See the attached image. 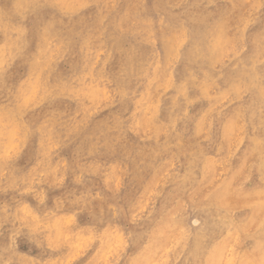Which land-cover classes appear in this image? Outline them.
<instances>
[{
	"label": "rangeland",
	"instance_id": "obj_1",
	"mask_svg": "<svg viewBox=\"0 0 264 264\" xmlns=\"http://www.w3.org/2000/svg\"><path fill=\"white\" fill-rule=\"evenodd\" d=\"M128 1L0 0V264H264V0Z\"/></svg>",
	"mask_w": 264,
	"mask_h": 264
},
{
	"label": "bare ground",
	"instance_id": "obj_2",
	"mask_svg": "<svg viewBox=\"0 0 264 264\" xmlns=\"http://www.w3.org/2000/svg\"><path fill=\"white\" fill-rule=\"evenodd\" d=\"M30 1H31V0H30ZM35 1H36V0H35ZM37 1H38V0H37ZM129 1H130V0H129ZM129 1H128V2H129ZM179 1H180V0H179ZM183 1H185V0H183ZM257 1H258V0H257ZM143 2H144V1H143ZM151 2H152V1H151ZM170 2H171V1H170ZM205 2H206V1H205ZM254 2H255V1H254ZM118 3H119V2H118ZM34 4H35V2H34ZM141 4H142V3H141ZM173 4H174V3H173ZM173 4H172V5H173ZM181 4H182V1H181ZM181 4H180V5H181ZM183 4H184V3H183ZM262 4H263V3H262ZM30 5H31V3H30ZM113 5H114V1H113ZM123 5H124V4H123ZM129 5H130V4H129ZM214 5H215V4H214ZM251 5H252V4H251ZM91 6H92V5H91ZM109 6H110V5H109ZM109 6H108V7H109ZM139 6H140V5H139ZM211 6H213V5H211ZM246 6H247V5H246ZM21 7H22V6H21ZM113 7H114V6H113ZM128 7H129V6H128ZM178 7H179V6H178ZM202 7H203V6H202ZM249 7H250V6H249ZM87 8H88V7H87ZM115 8H116V7H115ZM138 8H139V7H138ZM171 8H172V7H170V9H171ZM174 8H175V7H174ZM211 8H212V7H211ZM254 8H255V7H254ZM256 8H257V7H256ZM89 9H90V8H89ZM122 9H123V8H122ZM135 9H136V8H135ZM139 9H140V8H139ZM145 9H146V8H145ZM148 9H149V8H148ZM177 9H178V8H177ZM251 9H252V8H251ZM80 10H81V9H80ZM87 10H88V9H87ZM87 10H86V11H87ZM128 10H129V9H128ZM82 11H85V10H82ZM86 11H85V12H86ZM109 11H110V10H109ZM201 11H202V10H201ZM25 12H26V11H25ZM79 12H80V11H79ZM150 12H151V11H150ZM242 12H243V11H242ZM249 12H250V11H249ZM251 12H252V11H251ZM69 13H71V12H69ZM80 13H81V12H80ZM129 13H130V12H129ZM133 13H134V10H133ZM155 13H156V12H155ZM182 13H183V12H182ZM0 14H1V13H0ZM81 14H82V13H81ZM84 14H85V13H84ZM244 14H245V13L241 14V16L244 15ZM251 14H252V13H251ZM85 15H86V14H85ZM157 15H158V14H157ZM252 15H253V14H252ZM252 15H251V16H252ZM73 16H74V15H73ZM75 16H76V15H75ZM129 16H130V15H129ZM134 16H135V15H134ZM190 16H191V15H190ZM251 16H250V17H251ZM261 16H262V15H261ZM76 17H77V16H76ZM91 17H92V16H91ZM1 18H2V17H1ZM110 18H111V17H110ZM133 18H134V17H133ZM157 18H159V17H157ZM76 19L78 20V18H76ZM183 19H184V18H183ZM241 19H242V18H241ZM241 19H240V20H241ZM244 19H245V18H244ZM126 20H127V19H126ZM129 20H130V19H129ZM240 20H239V21H240ZM105 21H106V20H105ZM186 21H187V20H186ZM186 21H185V22H186ZM2 22H3V21H2ZM127 22H128V20H127ZM234 22H235V21H234ZM234 22H233V23H234ZM236 22H237V21H236ZM108 23H109V22H108ZM186 23H187V22H186ZM189 23H190V22H189ZM257 23H258V22H257ZM77 24H79V22H78ZM134 24H135V23H134ZM228 24H229V23H228ZM137 25H138V23H137ZM143 25H144V24H143ZM156 25H157V24H156ZM195 25H196V24H195ZM234 25H235V24H234ZM97 26H98V25H97ZM108 26H109V25H108ZM130 26H131V25H130ZM140 26H141V25H140ZM135 27H136V26H135ZM137 27H138V26H137ZM237 27H238V26H237ZM257 27H258V26H257ZM229 28H230V26H229ZM233 28H234V27H233ZM233 28H232V29H233ZM252 29H253V28H252ZM259 29H260V28H259ZM158 31H160V30H158ZM166 32H167V31H166ZM169 32H170V31H169ZM230 34H231V33H230ZM245 35H246V34H245ZM100 36H101V35H100ZM230 36H231V35H230ZM137 37H138V36H137ZM100 39H101V38H100ZM102 39H103V38H102ZM97 42H98V41H97ZM97 42H96V44H97ZM237 42H238V41H237ZM94 43H95V42H94ZM108 45H109V44H108ZM240 45H241V44H240ZM59 46H60V45H59ZM57 47H58V45H57ZM184 47H185V46H183V48H184ZM236 47H237V46H236ZM247 47H248V46H247ZM234 49H235V48H234ZM234 49L232 48L231 51L234 50ZM180 50H181V49H180ZM263 50H264V49H263ZM102 51H103V50H102ZM52 52H53V51H52ZM185 54H186V53H185ZM181 55H182V54H181ZM228 55H229V54H228ZM100 56H101V55H100ZM55 58H56V57H55ZM184 59H187L186 56H185ZM226 60H227V59H226ZM181 62H182V61H181ZM249 62H250V61H249ZM189 63H190V62H189ZM193 63H194V62H193ZM199 63H200V61H199ZM195 64H197V63H195ZM247 65H248V64H247ZM249 65H250V64H249ZM199 66H200V65H199ZM206 66H207V65H206ZM259 66H260V65H259ZM196 68H197V67H196ZM203 68H204V67H203ZM177 69H178V68H177ZM175 70H176V69H175ZM197 70H198V69H197ZM263 70H264V69H263ZM263 70H262V71H263ZM185 71H186V70H185ZM197 72H198V71H197ZM263 73H264V72H263ZM198 76H199V75H198ZM202 76H203V75H202ZM79 78H80V77H79ZM207 79H208V78H207ZM190 80H191V79H190ZM80 81H81V80H80ZM187 82H188V81H187ZM196 82H197V81H196ZM154 84H155V83H154ZM263 84H264V83H263ZM73 85H74V84H73ZM173 88H174V87H173ZM173 88H172V89H173ZM254 89H255V88H254ZM169 91H170V90H169ZM254 92H255V91H254ZM171 93H172V92H171ZM168 95H169V94H168ZM247 97H248V96H247ZM179 98H180V97H179ZM190 98H191V97H190ZM245 99H246V98H245ZM180 100H181V99H180ZM176 101H177V100H176ZM178 101H179V100H178ZM241 101H242V100H241ZM244 101H245V100H244ZM169 102H170V101H169ZM198 102H199V101H198ZM236 102H237V101H236ZM163 106H164V105H163ZM161 107H162V106H161ZM180 107H181V105H180ZM187 107H188V106H187ZM190 107H191V106H190ZM190 107H189V108H190ZM160 110H161V109H160ZM162 110H163V109H162ZM174 110H175V109H174ZM251 110H253V109H251ZM167 111H168V110H167ZM160 112H161V111H160ZM174 114H175V113H174ZM247 114H248V113H247ZM165 115H166V114H165ZM171 116H172V115H171ZM173 116H174V115H173ZM185 116H186V115H185ZM248 116H249V115H248ZM167 117H168V116H167ZM187 119H188V118H187ZM196 120H197V119H196ZM206 120H207V119H206ZM245 120H246V119H245ZM256 120H257V119H256ZM167 121H168V120H167ZM257 121H258V120H257ZM259 121H260V120H259ZM195 122H196V121H195ZM254 122H255V121H254ZM259 124H260V123H259ZM211 125H212V124H211ZM247 125H248V124H247ZM253 125H254V124H253ZM176 126H177V125H176ZM182 126H183V125H182ZM194 126H195V125H194ZM198 126H199V125H198ZM198 126H197V127H198ZM221 127H222V125H221ZM193 128H194V127H193ZM251 128H252V127H251ZM262 128L264 129V127H262ZM194 130H197V129H194ZM255 130H256V129H255ZM255 130H254V131H255ZM205 131H206V130H205ZM211 131H212V130H211ZM162 132H163V131H162ZM205 133H206V132H205ZM220 134H221V133H220ZM259 134H260V133H259ZM229 135H230V132H229ZM238 135H240V134H238ZM187 136H188V135H187ZM252 136H253V135H252ZM257 137H258V136H257ZM245 138H246V137H245ZM223 140H224V139H223ZM246 140H247V139H246ZM262 140H263V139H262ZM211 141H212V138H211ZM183 142H184V141H183ZM186 143H188V142H186ZM214 143H215V142H214ZM243 144H244V143H243ZM243 146H244V145H243ZM206 147H208V146H206ZM175 149H177V148H175ZM238 149H239V148H238ZM189 150H190V149H189ZM189 150H188V151H189ZM166 152H167V151H166ZM169 152H170V151H169ZM176 152H177V151H176ZM178 152H179V151H178ZM212 152L214 153V151H212ZM170 153H171V152H170ZM170 153H169V154H170ZM215 153H216V152H215ZM167 154H168V153H167ZM205 154H206V153H205ZM186 155H187V154H186ZM209 155H211V154H209ZM211 156H212V155H211ZM186 157H187V156H186ZM233 157H234V156H233ZM240 157H241V156H240ZM134 159H135V158H134ZM193 159H194V158H193ZM201 159H202V158H201ZM201 159H200V160H201ZM168 160H169V159H168ZM185 160H186V159H185ZM191 160H192V159H191ZM196 160H197V159H196ZM196 160H195V161H196ZM248 160H249V159H248ZM248 160H247V161H248ZM196 162H197V161H196ZM207 162H208V161H207ZM200 163H201V161H200ZM246 163H247V162H246ZM248 163H249V162H248ZM190 164H191V163H190ZM185 165H186V164H185ZM239 165H240V164H239ZM241 165H242V164H241ZM144 166H145V165H144ZM246 166H247V165H246ZM184 168H186V167H184ZM187 168H188V167H187ZM197 168H199V167H197ZM254 168H255V166H254ZM199 169H200V168H199ZM206 169H207V168H206ZM235 169H236V168H235ZM210 170H211V169H210ZM141 171H142V170H141ZM198 171H199V170H198ZM195 172H196V171H195ZM252 172H254V171H252ZM142 173H143V172H142ZM196 173H197V172H196ZM232 173H233V172H232ZM181 174H182V173H181ZM196 175H197V174H196ZM206 175H207V174L205 173V176H206ZM227 177H228V176H227ZM204 179H205V178H204ZM228 179H229V178H228ZM202 182H203V181H202ZM202 182H201V183H202ZM201 183H200V184H201ZM195 184H196V183H195ZM195 184H194V185H195ZM167 187H168V186H167ZM165 188H166V187H165ZM191 189H192V187H191ZM201 190H202V189H201ZM180 191L182 192V190H180ZM189 191H190V190H189ZM169 192H170V191H169ZM200 192H201V191H200ZM190 193H191V192H190ZM190 193H189V194H190ZM182 194H183V193H182ZM164 195H165V197H166V194H164ZM180 195H181V194H180ZM210 196H211V195H210ZM196 197H197V196H196ZM219 198H220V197H219ZM162 199H163V198H162ZM174 199H175V198H174ZM166 200H167V199H166ZM120 201H121V200H120ZM159 201H160V200H159ZM213 202H216V201H213ZM94 203H95V202H94ZM120 203H121V202H120ZM190 203H191V202H190ZM187 204H188V203H187ZM173 205H174V204H173ZM94 207H96V206H94ZM125 207H126V206H125ZM173 207H174V206H173ZM168 208H169V207H168ZM158 209H159V208H158ZM104 210H105V209H104ZM160 211H161V210H160ZM114 212H115V211H114ZM177 212H178V210H177ZM105 213H106V212H105ZM178 215H179V214H178ZM178 215H177V216H178ZM192 215H193V214H192ZM116 216H117V215H116ZM116 216H115V217H116ZM160 216H161V215H160ZM120 217H121V216H120ZM154 217H155V216H154ZM192 217H193V216H192ZM118 218H119V216H118ZM153 219H154V218H153ZM159 219H160V218H159ZM162 219H163V218H162ZM195 219H198V218H195ZM163 220H164V219H163ZM163 220H162V221H163ZM165 220L167 221V219H165ZM190 220H191V219H190ZM115 221H116V219H115ZM116 222H118V221H116ZM122 222H123V221H122ZM189 222H190V221H189ZM194 222H195V221H194ZM194 222H193V223H194ZM198 223H199V222H198ZM116 224H117V223H116ZM158 224H159V223H158ZM173 224H174V223H173ZM194 224H195V223H194ZM174 225H175V224H174ZM190 225H191V224H190ZM111 226H112V225H111ZM162 226H163V225H162ZM176 226H177V225H176ZM193 226H194V225H192V227H193ZM122 227H123V226H122ZM163 227H164V226H163ZM165 227L167 228L166 225H165ZM168 227H169V224H168ZM177 227H178V226H177ZM169 228H170V227H169ZM169 228H168V229H169ZM172 228H173V227H172ZM224 228H225V227H224ZM156 229H157V228H156ZM159 229H160V228H159ZM162 229H164V228H162ZM175 229H176V228H175ZM169 230H170V229H169ZM173 230H174V228H173ZM136 231H137V229H136ZM163 231H164V230H163ZM179 231H180V230H179ZM179 231H178V232H179ZM215 231H216V230H215ZM178 232H177V233H178ZM218 232H219V231H218ZM166 233H167V232H166ZM169 233H170V232H169ZM122 234H123V232H122ZM178 234H179V233H178ZM217 234H218V233H217ZM96 235H97V234H96ZM175 235H176V234H175ZM117 236H118V234H117ZM176 236H177V235H176ZM176 236H175V237H176ZM15 237H16V236H15ZM5 238H6V237H5ZM5 238H4V239H5ZM17 239H18V238H17ZM118 239H119V238H118ZM173 239H174V238H173ZM179 240H180V239H179ZM4 241H5V240H4ZM6 241H7V240H6ZM116 241H117V240H116ZM119 241H120V240H119ZM11 242H12V241H11ZM83 242H84V241H83ZM172 242H173V240H172ZM250 242H251V241H250ZM120 243H122V242H120ZM114 244H115V243H114ZM172 244H174V243H172ZM82 245H83V244H82ZM87 245H88V243H87ZM117 245H118V244H117ZM117 245H116V246L114 245V246L117 247ZM112 246H113V245H112ZM119 246H120V245H119ZM16 247H17V246H16ZM16 247H15V248H16ZM115 247H114V249H115ZM118 248H119V247H118ZM45 249H46V248H45ZM81 249H82V248H81ZM83 249H84V248H83ZM111 249H112V247H111ZM169 249H170V248H169ZM13 250H14V249H13ZM15 250H16V249H15ZM47 251H48V250H47ZM78 251H79V249H78ZM116 251H117V249H116ZM172 251H173V250H172ZM229 251H230V249H229ZM108 252H109V251H108ZM114 252H115V251H114ZM23 253H24V251H23ZM87 253H88V251H87ZM81 254H82V253H81ZM110 255H111V253H110ZM228 255H229V254H228ZM74 256H75V255H74ZM77 256H78V255H77ZM213 256H214V255H213ZM229 256H230V255H229ZM4 257H5V256H4ZM159 257H160V256H159ZM161 257H162V256H161ZM163 257H164V256H163ZM168 257H169V256H168ZM81 258H83V257H81ZM3 259H4V258H3ZM160 259H161V258H160ZM167 259H168V258H167ZM181 259H182V258H181ZM165 260H166V256H165ZM165 260H164V261H165ZM168 260H170V259H168ZM209 261H210V260H209ZM34 262H35V261H34ZM40 262H41V261H40ZM103 262H105V260H104ZM157 262H158V261H157ZM166 262H167V261H166ZM168 262H169V261H168ZM168 262H167V263H168ZM172 262H173V261H172ZM179 262H180V261H179ZM179 262H178V263H179ZM8 263H9V262H8ZM114 263H115V262H114ZM142 263H143V262H142ZM155 264H156V263H155ZM164 264H165V263H164ZM176 264H177V263H176Z\"/></svg>",
	"mask_w": 264,
	"mask_h": 264
}]
</instances>
